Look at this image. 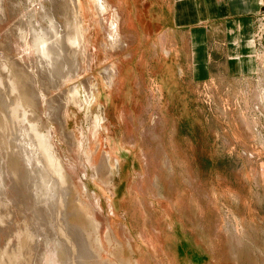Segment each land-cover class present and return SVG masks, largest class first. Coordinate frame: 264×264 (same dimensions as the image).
<instances>
[{
    "label": "rangeland",
    "instance_id": "obj_1",
    "mask_svg": "<svg viewBox=\"0 0 264 264\" xmlns=\"http://www.w3.org/2000/svg\"><path fill=\"white\" fill-rule=\"evenodd\" d=\"M41 1L50 10L55 7L49 0ZM90 1L80 0L85 20L82 23L86 27L93 23L98 30L102 26V18L96 14ZM32 2L0 1V53L13 56L15 61L19 59V67L25 66V70L33 77L36 76L42 89L45 76L37 70L39 61L36 55L31 58L27 53L21 57V54L17 55L12 50L18 48L17 44H22L20 38L29 40L26 37L28 15L38 7L40 0ZM119 2L127 17L124 19L125 23L127 20L130 22L124 32L128 39L133 37V43L129 48L114 53L113 59L118 60L122 66L119 86L115 85V91L111 95L113 108H110V101L107 102L104 94H99L89 117L82 111H72L73 119L69 120L66 129L67 134L74 128L78 133L74 141L73 138L68 141V146L74 144L75 140L83 142L85 136H81V130L84 134L88 133L95 117L100 116L104 110L108 112L110 120L102 129L105 139H112L108 148L114 151L112 155L119 160L120 166L117 168L114 161L115 173L110 174L101 169L98 170L100 176H93V171L89 170L88 181L86 178L83 181L89 188L85 199L89 197L96 205L98 201L103 209V229L107 228L110 233H106L105 238L113 244L106 254L109 261L115 264H137L143 261L154 264L160 259L156 249V246H160L169 264H264V0L252 38L258 63L255 74L244 78H230L221 75V72H214V76L208 80L192 76L188 53L181 55L186 60L174 59L176 53L168 45V37L163 49L169 55L160 48V35L165 34L160 25H163L166 16L159 7L158 0H110L113 7ZM59 21L63 22L61 19ZM41 24L42 27L47 26L45 23ZM18 30H21L20 36L16 34ZM94 34L92 38L96 37ZM99 36L96 37L97 47H101L104 41L102 32ZM3 41L7 43L3 45ZM105 57L102 53L97 60L93 73L95 78L102 73L101 65L105 64L103 61L108 62L109 57ZM71 94L70 92L69 95ZM156 111L161 113L166 124L165 128L163 125L158 128L162 146H157V140L153 136L154 148L147 149L146 153H150L148 156L153 159L156 152L162 154L163 147L171 157L174 176L166 168L158 174L156 184H151L157 195L156 201L152 197L146 198L150 206L152 199L155 202L156 212L152 214L144 209L136 192V185L149 173L148 170L145 173L142 161L141 139L143 131L149 129L152 132ZM51 125L55 128L54 122ZM123 139L129 140V143L126 145ZM133 140L135 143L131 144ZM59 142L63 156L79 168L72 160L68 146ZM122 144L129 148L130 153L125 151L127 149L119 151L123 149L120 147ZM102 155L103 152L100 159ZM153 168L154 163L151 164L152 172ZM96 186L104 193L103 200L95 197L99 192ZM106 198H110V205ZM78 219L79 216H74L71 221L78 226ZM155 222L161 226L157 235L152 232ZM123 230L130 235V246L127 242L123 245L127 250L121 246L122 250L115 243L121 233L125 241ZM234 230L237 234L233 235V239ZM93 234L92 241L96 236L94 232ZM217 234L222 241L217 239ZM0 236L7 241V235ZM215 255L222 257L217 258Z\"/></svg>",
    "mask_w": 264,
    "mask_h": 264
},
{
    "label": "bare ground",
    "instance_id": "obj_2",
    "mask_svg": "<svg viewBox=\"0 0 264 264\" xmlns=\"http://www.w3.org/2000/svg\"><path fill=\"white\" fill-rule=\"evenodd\" d=\"M28 1L32 2V0ZM49 2L55 6L51 10L41 0L38 2V7L32 9L33 11L28 15V27L26 26V37H29V40L18 37L22 44L18 45L15 42L18 48H12L17 55L21 54V57L27 53L31 58L36 55L39 66L35 62L34 64L39 68L37 70L45 76V79L42 77L45 80L43 90L36 76L33 77L28 70H25V66L19 67L17 56L15 61L13 56L11 58L8 54L0 53V235L8 236H6L8 238L6 242L0 236V264H115L110 262L106 255L113 244L111 240L105 238L106 233L108 235L110 233L107 228L103 229L105 226L102 217L103 209L101 205H98V201L96 205L89 197L85 199L89 188L88 184L83 181V178L88 181L87 172L89 170L93 171V176H100L98 170H107L110 174H114L116 166L117 168L120 166L119 160L112 155L114 151L108 148V144H112V139H105L102 129V126L110 120L108 112L104 110L100 116L95 117L88 133L84 134L81 130V136H85L84 141L75 140L74 144H69L70 148L68 141L72 138L74 141L78 133L74 131V128L67 134L66 129L69 120L73 119L72 111H82L89 117L99 94H104L107 102L111 100L115 85L119 86L122 66L118 60L113 59L114 53L129 48L133 43V37L130 35L129 37L132 38L128 39L124 32L130 22L127 20L125 23L124 19L127 17L123 13L125 11L120 2L113 7L110 0L90 1L96 14L102 18L101 20L99 17L102 26L98 27V30L95 29L93 23L90 27L83 24L85 20L80 0H49ZM59 19L63 22L61 23ZM41 23L47 26L42 27ZM20 31L18 30V33L16 31L19 36ZM101 32L104 41L101 47L100 45L97 47L96 37ZM92 34L96 37L92 38ZM160 36L159 46L168 56L169 53L163 49L166 36L165 34ZM2 43L4 45L5 42ZM102 53L109 59H106L108 62L103 61L105 64L101 65L102 73L100 77L95 78L93 73ZM70 92L71 95H69ZM108 103L110 108H113L111 101ZM156 112L152 132L149 129L143 131L141 139L143 140L142 161L145 173L147 170L149 173L144 175L136 185V192L140 196L144 209L152 214L156 212L154 200L156 201L157 195L154 194L151 184H156L158 174L166 168L169 174L171 172L174 176L171 157L163 147L162 154L156 152L153 159L149 158L150 153L147 154L149 148L155 145L153 136L157 140V143L155 140L157 146H162L158 128L162 125L165 128L166 124L161 113ZM52 122L55 128L52 127ZM59 141L68 146L71 158L79 168L63 156ZM123 141L126 145L129 143L127 139ZM84 143H86V148H84ZM133 143H135L134 140L131 144ZM120 147L123 149L119 151L128 148L123 144ZM128 149L125 151L129 152ZM101 152L103 155L100 159ZM114 161H116V166ZM153 163L154 172L151 169ZM96 187L99 192L95 197L99 200L105 198L99 186ZM147 197L154 199L150 201L152 206L147 203ZM108 201L110 205V198ZM109 207L111 211V206ZM74 216H79L78 226L71 221ZM154 225L152 232L157 235L161 226L156 222ZM114 229L117 228L114 227ZM93 232L96 234L94 241L91 239ZM234 232L232 236H236L237 231L234 230ZM114 236L116 237V234ZM121 236L118 240L116 237L117 242L115 243L120 245V248L126 244L125 242L130 246V235L126 230H123L125 241ZM217 239L223 240L220 235ZM123 247L126 249L125 246ZM156 249L160 259L154 264H169L161 247L156 246ZM147 263L143 261L137 264Z\"/></svg>",
    "mask_w": 264,
    "mask_h": 264
},
{
    "label": "crops",
    "instance_id": "obj_3",
    "mask_svg": "<svg viewBox=\"0 0 264 264\" xmlns=\"http://www.w3.org/2000/svg\"><path fill=\"white\" fill-rule=\"evenodd\" d=\"M158 1L166 16L160 28L176 53L174 59L188 53L194 78L208 80L214 72L230 78L255 74L252 38L263 0Z\"/></svg>",
    "mask_w": 264,
    "mask_h": 264
}]
</instances>
